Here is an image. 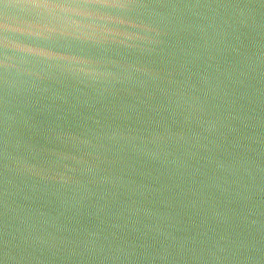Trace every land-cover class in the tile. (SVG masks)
<instances>
[{
    "label": "water",
    "instance_id": "water-1",
    "mask_svg": "<svg viewBox=\"0 0 264 264\" xmlns=\"http://www.w3.org/2000/svg\"><path fill=\"white\" fill-rule=\"evenodd\" d=\"M0 264H264V0H0Z\"/></svg>",
    "mask_w": 264,
    "mask_h": 264
}]
</instances>
